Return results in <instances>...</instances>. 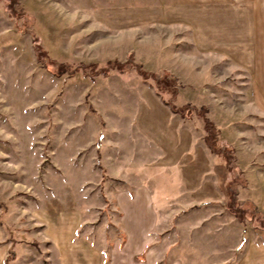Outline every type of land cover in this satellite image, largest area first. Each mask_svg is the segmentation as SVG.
<instances>
[{
	"label": "rangeland",
	"instance_id": "rangeland-1",
	"mask_svg": "<svg viewBox=\"0 0 264 264\" xmlns=\"http://www.w3.org/2000/svg\"><path fill=\"white\" fill-rule=\"evenodd\" d=\"M168 2L0 0L1 223L43 264L49 246L40 241L38 211H79L86 223L77 235L90 232L108 249L121 234L114 196L139 184L154 189L161 235L175 239L187 264L215 262L221 248L223 259L235 261L254 229L264 227V117L248 74L226 59L195 54L185 28H151L150 6ZM139 66L158 79L175 78L167 87L177 89L176 98L166 100L207 109L204 116L219 124L222 144L234 152L224 201L230 183L248 202L234 210L226 202L224 213L213 203L195 207L175 170L153 167L158 151L135 121L159 96ZM173 116L205 135L200 112Z\"/></svg>",
	"mask_w": 264,
	"mask_h": 264
},
{
	"label": "crops",
	"instance_id": "crops-1",
	"mask_svg": "<svg viewBox=\"0 0 264 264\" xmlns=\"http://www.w3.org/2000/svg\"><path fill=\"white\" fill-rule=\"evenodd\" d=\"M150 8L151 28H185L189 32L187 47L195 54L215 55L226 59L234 69L246 72L254 108L264 117V0H169ZM140 9H137L138 15ZM148 19L144 22L141 15L140 22L149 24ZM154 101L143 112L146 114L141 116L139 111L135 121L138 134L158 151L153 167L175 170L181 191L193 206L213 203L224 213L226 202L222 188L229 173L224 163L221 160L220 164L216 163L217 156L193 124H184L175 118V113L159 97ZM153 190L139 184L117 191L114 198L121 214L117 221L121 234L111 239L108 249L97 247L90 239V232L77 235L86 223L79 211L56 210L52 215L38 211L35 219L42 228L40 241L49 246L44 261L49 264H187L176 251L175 239L161 235ZM259 206L264 214V203ZM253 236L255 239L249 238L247 248L235 261L223 259L227 252L221 248L215 252L220 259L210 264H264V227L254 229ZM27 243L15 236L8 238L0 211V264H43L37 250Z\"/></svg>",
	"mask_w": 264,
	"mask_h": 264
},
{
	"label": "trees",
	"instance_id": "trees-1",
	"mask_svg": "<svg viewBox=\"0 0 264 264\" xmlns=\"http://www.w3.org/2000/svg\"><path fill=\"white\" fill-rule=\"evenodd\" d=\"M110 63H112V62H109L108 64H110ZM141 68L142 67H140V66L138 67V73L145 80H148V79L153 80L152 86L156 89L157 95L161 98L162 102L165 103L166 105H168L176 115H178L182 118L185 117V110H188V111L192 110L193 112H196V113L200 112L201 113V117H202V120L204 122L203 128L205 131L204 141H205L206 145L208 146V148L211 150V152H213L224 163V165L227 167L228 171H230L231 163H234L233 149L228 148L226 146H223L221 144L220 128L212 120H210L208 117L204 116V114H203V113H205V114L207 113V109H205L203 107L197 108V107H195L189 103L182 105V106H177L176 104H174L173 101L166 100L165 97L167 95L172 96L173 99L176 98L177 89H169V87H167V86H170V83H172L173 80H175V78L173 76L167 75V77H165L163 79H158L155 74L145 73L144 71H142ZM72 73H73V71H72ZM58 74H62V72H59ZM163 83H164L165 87H162ZM227 185L229 186V188L227 191V198L228 199L226 202L228 203L229 208L233 209V208H235L234 207L235 205H240L242 203L248 202V201L241 202L238 199L237 187H233V186L231 187L230 183H227Z\"/></svg>",
	"mask_w": 264,
	"mask_h": 264
}]
</instances>
